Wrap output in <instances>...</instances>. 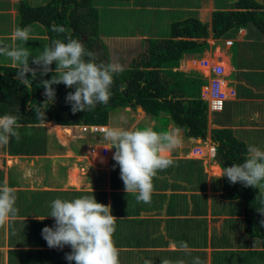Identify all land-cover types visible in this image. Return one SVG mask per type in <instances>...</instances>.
I'll return each mask as SVG.
<instances>
[{
	"label": "crops",
	"instance_id": "0c3cea01",
	"mask_svg": "<svg viewBox=\"0 0 264 264\" xmlns=\"http://www.w3.org/2000/svg\"><path fill=\"white\" fill-rule=\"evenodd\" d=\"M19 1L0 0V46L22 44L11 38L21 28ZM25 1L38 5L47 0ZM234 1L237 0H106L107 4L100 6V15L104 13L100 39L108 50L109 63L122 66L138 50L141 39L167 37L173 21L196 13L200 20L209 22L213 10L227 9ZM255 1L264 8V0ZM105 19L113 26H106ZM130 25L129 30L123 28ZM25 27L30 29L35 44L42 46L41 51L30 52L38 56L46 46L45 30L39 23L22 28ZM225 39H231V44L208 37L207 46L199 51L184 50L179 58L163 63L159 69L185 96L200 97L206 84L198 85V81L210 77L202 72L207 73L202 61L223 65L221 78L226 90L233 94L227 95L221 111L214 117V113L209 115V128L230 127L246 147L264 150V34L247 25ZM1 64L14 65L6 55H0ZM30 67H37L31 59ZM124 110L136 111L128 117L153 128L154 121L141 107ZM166 125L167 130L176 129L171 119ZM76 126L45 122L27 131L20 127L19 140L12 138L7 145H0V185L7 183L15 188L19 209L10 225L0 227V264H75L65 258L71 247L49 248L42 229L55 225L54 218L48 216L53 200L82 195H94L97 202L111 206V214L117 218L113 238L120 250V264H144L145 260L162 264L165 259L173 264L179 260L193 264L196 257L202 264H264V248L246 231L240 201L220 194L223 169L213 157H199L193 152L196 146H207L211 141L208 136L196 139L181 131V147L170 153L175 166L158 171L151 202L143 203L137 202L136 194L125 192L119 165L113 160L116 149H107L106 155L101 153L102 148L110 147V142L80 143L83 134ZM104 127L125 129L115 122ZM133 129L131 126L129 130ZM27 136L34 139L29 146L24 142ZM96 156L105 157V162L96 161ZM259 189L264 194V188ZM234 201H239L241 208ZM182 241L190 251L179 249Z\"/></svg>",
	"mask_w": 264,
	"mask_h": 264
},
{
	"label": "trees",
	"instance_id": "16d2710c",
	"mask_svg": "<svg viewBox=\"0 0 264 264\" xmlns=\"http://www.w3.org/2000/svg\"><path fill=\"white\" fill-rule=\"evenodd\" d=\"M106 4V0H47L42 4L30 5L20 0L18 24L22 28L39 23L47 36L46 45L54 39L66 42L70 34L72 39L84 43L85 48L94 54L97 63L107 64L109 53L100 39L101 24L104 22L100 6ZM53 25L63 26L68 32L57 34L52 31ZM247 25L255 26L264 34V8L255 0H237L227 9H215L209 22L195 16L173 21L167 37L140 40L138 50L123 62V71L114 76L112 95L106 105L97 104L94 110L73 112L66 96L74 92L75 87H66L61 83L53 85L55 100L43 106V119H37L34 111L46 100L42 81L28 73L32 84L27 87L18 77L17 66L1 64L0 116H18L21 127L26 130L47 121L60 125H106L110 112L125 107H141L149 117L158 116L160 112L167 113L175 127L180 128L186 137L204 140L208 136L215 144L213 158L221 169L242 163L247 156L245 143L234 135L230 127L209 128L206 101L200 97H187L172 87L171 77L162 73L159 67L179 58L184 50L196 48L199 51L208 45V37L227 38L239 27ZM24 142L29 146L34 139L27 136ZM220 189L223 198L240 201L246 231L264 248V225L261 224L264 215L257 211L264 207L261 190L245 187L242 183L232 184L227 177H222Z\"/></svg>",
	"mask_w": 264,
	"mask_h": 264
},
{
	"label": "clouds",
	"instance_id": "9594fccd",
	"mask_svg": "<svg viewBox=\"0 0 264 264\" xmlns=\"http://www.w3.org/2000/svg\"><path fill=\"white\" fill-rule=\"evenodd\" d=\"M57 34L67 33L63 26H52ZM21 45L0 46V55H6L17 66L18 77L27 87H31L32 78L36 77L37 69L30 67L35 64L40 75L53 72L51 79L43 80L46 100L41 107L34 109L37 119H43V106L55 100L53 85L63 83L66 87H75L69 92L66 101L71 104L72 111H91L97 104L106 105L112 95L111 88L114 76L123 71L119 64L97 63L94 54L87 50L80 40L67 41L54 39L38 56H31L28 48L23 46L30 39V29L17 28L13 33ZM55 62V69L51 67ZM211 113H208L210 115ZM77 125V124H76ZM104 126V125H102ZM19 117L12 114L0 116V145H7L12 138L19 140ZM181 129L156 131L152 127L142 129L106 128L104 139L115 148L113 160L120 168V178L127 194H136L137 202L150 203L154 192L153 180L158 171L175 166L170 153L181 147ZM247 158L239 164L223 167L221 177H227L232 184L242 183L245 187L264 188V150L249 145ZM17 195L15 188L7 183L0 185V227L10 225L19 213L16 207ZM264 203V201H262ZM264 215V207L257 209ZM110 205L97 202L94 195H82L71 200L56 198L51 203V216L55 220L54 227H44L42 236L49 248H63L68 245L72 251L65 258L75 264H120L119 248L114 241L117 218L113 216ZM41 220V219H40ZM43 220V219H42ZM264 225V220L261 221ZM181 251H190L186 242H180ZM144 264H151L145 260ZM162 264H173L167 259ZM175 264H184L183 260ZM193 264H202L199 257Z\"/></svg>",
	"mask_w": 264,
	"mask_h": 264
},
{
	"label": "rangeland",
	"instance_id": "374dc122",
	"mask_svg": "<svg viewBox=\"0 0 264 264\" xmlns=\"http://www.w3.org/2000/svg\"><path fill=\"white\" fill-rule=\"evenodd\" d=\"M193 1H196V0H182V2H187V3L188 2H193ZM10 13H12V11ZM103 14L104 13H101V15H103ZM192 16L197 17L196 13H193ZM105 23H106V26H111V27L114 24L112 21L109 22L108 19H105ZM101 26L103 27V24H101ZM131 27H132V25H130V26H123V28H127L128 30ZM11 32H13V30ZM231 35H232V33H230L229 36H231ZM229 36L227 38H229ZM12 37L13 36H11V38ZM219 39H220L219 42H224L225 37H220ZM209 43H211V41H209ZM108 45H110V42L108 43ZM25 47L28 48V50L30 52H34V51L35 52H39V51H41L40 49H41L42 46L35 44V41H33L30 38L29 41L26 42V46ZM111 48L114 49V51H115V48H113V47H111ZM37 54L39 55L41 53H37ZM34 55H35V53H34ZM55 66H56L55 65V62H53L52 66H51L53 68V70L55 69ZM36 69H37L36 78L39 79V80H41V81L51 79L52 75L54 74V71H53V72H49L47 75L41 76L40 75V70L37 67H36ZM202 72L205 73V74H207L203 70H202ZM198 82H199L198 85L200 83H204L206 85L208 84V80L207 79H204V81L201 80V79H199ZM197 87L195 85V89L196 90H197ZM131 112L135 113L136 111H133V110L132 111L124 110V108L116 109V110H114V111H112V112L109 113V117H108L107 124L108 123L110 124L111 122L112 123L115 122V124L124 125L125 126V129H131V126H133L134 127L133 130H135V129H142V128H145V127H148L149 126L148 123L137 122V120L135 118L133 120H131V117H128ZM212 113H214L212 115V117H214L215 116V112H212ZM121 116H125V117L123 119H119V117H121ZM150 118L154 121V125H153L154 130H156V131H167V125L166 124L170 120V117L168 116L167 113L163 112V114H162V112H160V114H158V116H153V117L150 116ZM129 121H131V124L129 123ZM30 129H31V127H30ZM39 130H41V129H39ZM24 131H27V130H24ZM104 132L105 131L80 132V133L83 134V138L82 139H79V142L80 143H83L84 142V143H88V144H104V143H107L108 141L104 139ZM200 144H203V143H194L193 145H200ZM54 145H55V143H54ZM56 148H58V147H56ZM99 157H103V156H96L95 159L97 160V158H99ZM207 163H208V161H207ZM216 202L219 203L218 201H216ZM234 202L238 203V207L241 208V205L239 204V201H234Z\"/></svg>",
	"mask_w": 264,
	"mask_h": 264
},
{
	"label": "built area",
	"instance_id": "2783aa9c",
	"mask_svg": "<svg viewBox=\"0 0 264 264\" xmlns=\"http://www.w3.org/2000/svg\"><path fill=\"white\" fill-rule=\"evenodd\" d=\"M231 39H225L224 44L230 45ZM207 68V75L210 76L208 84L201 88L200 98L206 101L208 113L221 111L223 108L224 100L228 94H233L232 90H226L225 83L222 80L224 73V67L220 63H210L208 59H204L201 63ZM76 128L81 132H96L105 131L104 126L96 124H77ZM215 144L208 142L206 147H194L193 152L201 156L214 157ZM101 153L106 155L108 153L107 148H102Z\"/></svg>",
	"mask_w": 264,
	"mask_h": 264
},
{
	"label": "bare ground",
	"instance_id": "6f19581e",
	"mask_svg": "<svg viewBox=\"0 0 264 264\" xmlns=\"http://www.w3.org/2000/svg\"><path fill=\"white\" fill-rule=\"evenodd\" d=\"M105 128H106V127H104V129H105ZM95 155H100V154H99V152H96ZM105 160H106L105 157H99V158H97L96 161H98V162H100V163H104ZM212 168L215 169V170H216V169L218 170V168H217L216 166H213Z\"/></svg>",
	"mask_w": 264,
	"mask_h": 264
},
{
	"label": "water",
	"instance_id": "95a60500",
	"mask_svg": "<svg viewBox=\"0 0 264 264\" xmlns=\"http://www.w3.org/2000/svg\"><path fill=\"white\" fill-rule=\"evenodd\" d=\"M47 122H50V123H52L51 121H47Z\"/></svg>",
	"mask_w": 264,
	"mask_h": 264
}]
</instances>
